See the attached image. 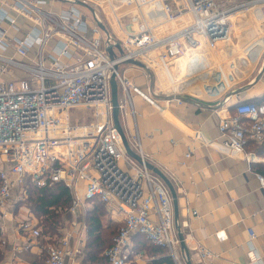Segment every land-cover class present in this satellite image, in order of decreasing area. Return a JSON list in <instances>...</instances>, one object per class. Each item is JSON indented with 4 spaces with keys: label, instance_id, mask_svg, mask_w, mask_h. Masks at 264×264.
<instances>
[{
    "label": "built area",
    "instance_id": "2783aa9c",
    "mask_svg": "<svg viewBox=\"0 0 264 264\" xmlns=\"http://www.w3.org/2000/svg\"><path fill=\"white\" fill-rule=\"evenodd\" d=\"M121 2L137 12L130 16L135 24L131 29L123 24L122 14L112 12L121 34L117 38L111 25L104 32L95 20L89 28L84 15L72 4L54 11L44 8L45 0H0V23L7 24L6 28L0 26V209L5 214L13 190L24 195L29 184L43 187L63 183L71 196L67 208L69 228L56 243L44 246L46 264H65L66 258L81 253L77 245L70 246V238L81 224L79 214L85 203L94 199L122 216L111 245L104 251L108 264H129L132 232L165 247L173 264H185L168 187L146 167L138 135L126 137L140 161L126 153L112 121L110 76L115 73L118 85L119 117L131 103L130 91L160 107L153 97L156 93L144 92L122 69L114 70L113 64L132 57L148 67L150 63L166 66L186 56V78L197 76L203 69L216 72L219 68L212 67L207 49L229 40V16L240 9L264 6V0H240L235 4L224 0ZM93 15L100 21L95 11ZM174 21L184 25L167 33H159L165 29L156 31ZM118 42L122 54L114 47ZM108 45L114 48V59L109 58ZM258 58L264 65V46ZM232 78L219 76L198 87L196 80L182 90L173 87L171 94L194 89L212 98L223 95L224 101ZM83 111L89 114L88 121H81L85 115L78 116ZM218 130L221 143L230 150L243 151L248 139L262 141L264 103L237 102L232 114L219 118ZM257 179L264 187V176L257 174ZM79 181L84 182L81 190ZM178 225L181 231V223ZM19 227L34 238L40 236V228L29 218L23 219ZM247 231L251 240L255 233L250 228ZM215 236L219 241L226 238L223 230L216 231ZM0 241L5 242L3 231ZM142 252L135 253L139 256ZM199 254L205 257L209 250L200 248ZM246 256L245 264L257 260L253 249Z\"/></svg>",
    "mask_w": 264,
    "mask_h": 264
},
{
    "label": "crops",
    "instance_id": "0c3cea01",
    "mask_svg": "<svg viewBox=\"0 0 264 264\" xmlns=\"http://www.w3.org/2000/svg\"><path fill=\"white\" fill-rule=\"evenodd\" d=\"M45 2L46 9L60 11L62 8L53 4L54 0ZM248 19L249 17L247 19L245 17V22H248ZM20 21L18 19V23ZM0 26L6 28L7 24L3 22ZM254 46L252 53L254 55L243 49L252 62L255 61L252 66H248L246 71L248 75L243 77L247 79L244 83H241L240 70L236 66L234 69L231 67L233 61H229L228 71H224L222 63L215 64L214 68H219L218 71L221 73L219 76L226 75L227 78L233 76L225 92L228 99L224 101L223 95L220 98H212L203 91L195 93L194 89H187L180 95L191 97L200 103L169 98L174 94L157 93L154 80L150 86V77L143 68L128 63L120 68L127 78L144 92L156 93L153 97L160 107L152 105L139 94L130 91L131 103L122 109L120 120L127 137L132 134L138 135L147 161L162 171L175 189L177 223H181L191 264H245L249 249H253L257 255V260L253 264H264V187L257 179L260 164L264 163V156L245 148L251 139L246 140L243 151L227 149L221 143L218 130L219 118L232 114L237 102L264 99L263 60L258 58L264 46V38L255 42ZM8 52L11 53L12 50ZM231 57L228 56V59ZM184 58L185 56L175 61L179 68L185 69L183 77L177 83L179 87L186 88L196 80L199 81L196 84L198 87L201 85L200 81L210 83L215 78L213 74V78L199 74L190 79L186 78L188 68L181 62ZM240 60L246 65L244 58L240 57ZM186 153L189 155L186 156ZM83 184V181L78 182L80 190ZM23 197L14 189L4 207L5 214L0 209V231L5 235V242L0 241L2 254L0 264H46L44 246L56 243L65 231L64 227L69 228L65 220L60 235L44 236V241L31 236L19 227V223L25 218L31 219L37 226L28 208L20 202ZM9 203L21 205H18L15 211L14 207H9ZM91 205L92 202L85 203L79 214L81 224L76 227L70 238V246L77 245L82 251L74 258H66L65 264H94L85 258L86 225L83 214ZM104 207L107 208L106 223L109 221L122 223L121 214L114 211L111 206L104 204ZM249 228L255 233L251 240L248 237ZM219 230L226 234L223 241H219L215 236V232ZM133 233L130 235L131 246ZM200 248L208 249L209 254L201 257ZM135 252L138 251H133L131 259L137 264H151V257L147 253L143 251L142 255L138 256Z\"/></svg>",
    "mask_w": 264,
    "mask_h": 264
},
{
    "label": "trees",
    "instance_id": "16d2710c",
    "mask_svg": "<svg viewBox=\"0 0 264 264\" xmlns=\"http://www.w3.org/2000/svg\"><path fill=\"white\" fill-rule=\"evenodd\" d=\"M239 102L264 103V99L241 100ZM245 144L246 142L244 146ZM245 148L264 156V140L260 143H254L249 140ZM260 165L259 174L264 176V163ZM23 196L20 202H25L29 207L30 215L35 218L36 225L41 226L39 240L44 241V236L52 237L54 235H60L58 225L71 199L68 188L63 183H54L51 186L43 187H35L29 184L25 187ZM106 212L104 203L94 199L92 200L91 207L86 209L84 213L86 225L85 258L94 262V264H108L104 251L111 245L112 237L117 233L121 224L109 221L103 225L101 216ZM132 239V251L142 250L147 253L151 257V264H173L165 247L149 242L139 232L133 233ZM1 257L0 249V259ZM129 264L137 263L131 259Z\"/></svg>",
    "mask_w": 264,
    "mask_h": 264
},
{
    "label": "rangeland",
    "instance_id": "374dc122",
    "mask_svg": "<svg viewBox=\"0 0 264 264\" xmlns=\"http://www.w3.org/2000/svg\"><path fill=\"white\" fill-rule=\"evenodd\" d=\"M86 1L89 5H91L95 11V13H97L100 21L105 25V27L110 30V25L114 28L115 31V35L117 36V38L121 37V34L119 32V30L117 29L116 25H115V21L112 17V12L115 11L118 13V15L122 14V22L124 25L128 24V28L131 29L132 27H135L134 22H132L130 20V16L132 13L137 12L136 9H134L133 7H131V5H125L123 4L121 1L122 0H84ZM240 0H224V2H226V4L230 3V4H235L237 2H239ZM53 4L59 5L62 8H65L69 5H74L75 8H77L83 15L84 18L86 20V23L88 25V27H92L93 22H95V17L93 15V13L90 11V9H88L87 7H85L84 5H80L77 3H70V2H63V1H55L52 2ZM255 9V8H253ZM258 9V11L261 13V11L264 13V6L260 8H256ZM237 10L235 12H233L232 14H236V12L241 11ZM245 11L244 13L246 14V19L248 17V13L249 11L247 10H243ZM234 15H232L233 17ZM235 21V20H234ZM238 20H236L235 22L237 23ZM230 24L232 23L231 20H229ZM235 22H233L235 24ZM183 23L179 21H174L173 23H167V26L164 27L161 26L160 28L157 27L156 31H159L161 29H165L162 30L161 33H167V32H171L177 28L182 27ZM258 23H256L255 21H249L246 23H242L239 27H234L236 29H234L233 31H231L230 33V38L227 42L222 43L219 42L217 43L216 47L214 49H207L209 52H207L208 55V59L212 64V67H215V64L217 63H222L223 64V69L224 71H228L230 70V68H228L229 66V61H233L234 65L236 66V68H238L240 70L239 75L242 78V82L244 83L247 79L243 78L245 76H247V68L248 66H252V64L255 62H252V59L249 58L247 56V54L245 52H243V48L245 46H247L249 44V40H251L252 38H256V37H260L262 36L264 33L261 31V33H259V31H256V26L257 28L260 27V25H256ZM256 25V26H255ZM230 26V25H229ZM255 26V27H253ZM255 28V29H253ZM252 29L256 32H254V35L252 33ZM10 31V30H9ZM11 32V31H10ZM258 33V34H257ZM251 34V35H250ZM231 42L232 43V47L229 46L227 43ZM185 46L183 44L182 48L185 49ZM242 49V50H241ZM228 56H232L231 59H228ZM240 57L244 58L246 65L241 63ZM186 59V56L184 59H182L184 63ZM236 59V60H235ZM176 61V60H175ZM175 61L171 62L169 65H161V64H157V66L155 64H149V69L151 68V71L153 73V78H154V88L156 89L157 93H161V94H171V92H173L174 88L177 90H182L185 89V87H179L178 81L179 79H181L184 75L185 69L184 67H180L177 66L175 64ZM124 66H126V63H122L120 64L118 67L119 68H123ZM220 67V66H219ZM201 83V82H200ZM177 85V86H176ZM174 87V88H173ZM187 88V87H186ZM86 114V112H82L80 114H78V116L83 117ZM89 114L85 115V117H83V119H81V121L87 120L89 119ZM84 200V198H83ZM24 206L28 208L29 207L25 204V202H23ZM18 205H21L19 203L13 204V203H9V207L12 206V208H15V211L18 208ZM23 207V206H22ZM105 210L107 211V208H105ZM107 213V212H106ZM106 213H103L101 218H102V224H106ZM84 215V214H83ZM63 218L61 219L59 225H58V229L59 232H61V228H63V224L64 221L66 220L68 223V219H69V214L67 212V210H65V213L62 214ZM82 216V214L80 215ZM35 219V218H34ZM63 230H67L64 229Z\"/></svg>",
    "mask_w": 264,
    "mask_h": 264
},
{
    "label": "water",
    "instance_id": "95a60500",
    "mask_svg": "<svg viewBox=\"0 0 264 264\" xmlns=\"http://www.w3.org/2000/svg\"><path fill=\"white\" fill-rule=\"evenodd\" d=\"M58 1L67 2V0H58ZM73 2L77 3V4H80V5H84L85 7L90 9V11L92 13H94L93 7L91 5H89L86 1H84V0H73ZM95 20L97 21L99 27L104 32H107V28L105 27V25L101 21H98L97 19H95ZM114 47L117 49L119 54L123 53V48H122V46H121V44L119 42L116 43L114 45ZM106 51H107L110 59H114L115 58L116 53H115L114 48H113L112 45H108L106 47ZM120 63L132 64L134 66H138V67H141L144 70H146L148 72L149 76H150V86H152V84H153V74H152L151 70L149 69V67L145 63H143L142 61H140L138 59H134L132 57H129V58L124 59L121 62H115L113 64V69L116 70ZM263 67H264V65L262 66V69H263ZM259 76H260V73L258 74V78H259ZM109 84H110L111 105H112L111 116H112V121L114 123V126L116 127L117 131L120 134L122 145H123L126 153L128 155H130L133 159H135L137 161H140L139 155L136 152H134L130 148V146L128 144L127 137H126L122 122H121L120 117H119V108H118V94H119V91H118V85H117V81H116L114 72L110 76ZM171 97L174 98V99H177V100H184V101L200 103L199 101L194 100L191 97H188V96H185V95L174 94V95L169 96V98H171ZM145 165H146V167L148 169H150L152 172H154L156 175H158L164 181V183L166 184V186L169 189L170 196H171L172 207H173L174 221H175V224H176V229H177V235H178V239H179L180 249H181V252L183 253V256H184V259H185V264H191L190 257H189V252H188L187 247L185 245L183 234L180 231L179 225L177 223V221H178V208H177V197H176L175 189H174L171 181L156 166H154L153 164H151L147 160L145 161Z\"/></svg>",
    "mask_w": 264,
    "mask_h": 264
},
{
    "label": "bare ground",
    "instance_id": "6f19581e",
    "mask_svg": "<svg viewBox=\"0 0 264 264\" xmlns=\"http://www.w3.org/2000/svg\"><path fill=\"white\" fill-rule=\"evenodd\" d=\"M260 8V10H261V7H262V5H256V6H253V7H251L250 8V11H249V13H248V17H249V19L247 20L248 22L249 21H255L256 23H258L259 25H260V27L259 28H257V26L256 25H258V24H256L255 26H256V29L255 28H253V29H255L256 31H259V33H261V31L264 33V20L262 19V18H264V16H263V14H262V11H261V13L258 11V9H256V8ZM253 8H255V9H253ZM245 11H243V10H241V11H239V12H236V14H232V15H234L233 17H232V15H230L229 16V20H231L232 21V23L230 24V26L228 27V30H229V32H231V31H233L234 29H236V28H234V27H238V25H239V27H240V25L242 24V23H246L245 22V13H244ZM236 20H238L237 21V23L235 22ZM233 22H235V24L233 23ZM255 26H253V27H255ZM118 29V28H117ZM252 29V33H253V35H254V30ZM255 34H256V32H255ZM258 34V33H257ZM262 34V33H261ZM251 35V34H250ZM264 38V34L262 35V36H260V37H254V38H252L251 40H249L250 42H249V44L246 46V47H244L243 49H245V50H247L248 51V53L249 54H252L253 53V49H254V44H255V42L257 43L260 39H263ZM230 41V40H229ZM229 46H231L232 47V43L231 42H228L227 43ZM187 50H191L190 48H187ZM252 55H254V54H252ZM236 60V59H235ZM183 64V63H182ZM184 65V64H183ZM186 65V64H185ZM187 66V65H186ZM204 71V72H203ZM203 71L199 74V75H203V76H205V75H207L208 76V78L209 77H211V78H213L212 77V74L213 75H215V78H213V79H217V76L219 77V74L221 75V73L219 72V71H216V72H213V70H206V69H203ZM217 75V76H216ZM210 78V79H211ZM228 78H230V77H228ZM200 82H203V81H200ZM207 87V86H206ZM206 89V88H205Z\"/></svg>",
    "mask_w": 264,
    "mask_h": 264
}]
</instances>
